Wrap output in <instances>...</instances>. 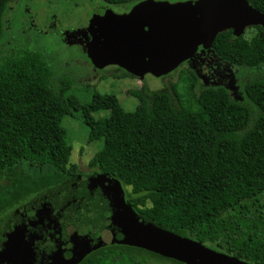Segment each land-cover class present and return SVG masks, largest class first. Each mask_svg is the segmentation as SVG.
Segmentation results:
<instances>
[{
    "label": "trees",
    "instance_id": "16d2710c",
    "mask_svg": "<svg viewBox=\"0 0 264 264\" xmlns=\"http://www.w3.org/2000/svg\"><path fill=\"white\" fill-rule=\"evenodd\" d=\"M10 2L0 0V178L9 180L0 186V226L38 193L78 173L69 166L72 147L61 121L82 109L76 96L64 94L72 84L67 76L54 84L53 64L41 50L11 36L2 41ZM247 2L264 12V0ZM255 27L250 39L221 31L211 46L228 67L254 71L240 88L255 108L253 119L222 85L202 88L191 101L174 88L175 100L165 90L148 96L133 90L139 101L133 111L114 105L106 116L80 113L88 139H102L88 174L117 179L125 201L156 226L264 264V31ZM21 164L45 168L34 176ZM151 256L183 264L123 244L94 249L75 264H149Z\"/></svg>",
    "mask_w": 264,
    "mask_h": 264
},
{
    "label": "water",
    "instance_id": "95a60500",
    "mask_svg": "<svg viewBox=\"0 0 264 264\" xmlns=\"http://www.w3.org/2000/svg\"><path fill=\"white\" fill-rule=\"evenodd\" d=\"M126 21L133 26L118 36L117 23ZM247 25L264 31V12L247 0H142L127 15L97 6L85 51L96 68L117 65L139 78L159 77L192 59L198 47L211 48L219 32L232 29L238 37ZM111 244L183 264H250L156 226L125 201L120 182L103 173L74 174L19 206L0 226V264H75Z\"/></svg>",
    "mask_w": 264,
    "mask_h": 264
},
{
    "label": "rangeland",
    "instance_id": "374dc122",
    "mask_svg": "<svg viewBox=\"0 0 264 264\" xmlns=\"http://www.w3.org/2000/svg\"><path fill=\"white\" fill-rule=\"evenodd\" d=\"M165 1L175 2L176 0ZM76 2L12 0L5 15L7 22L2 41H5L7 36H11L29 48L41 50L53 64L54 84L56 85L64 76L72 82L64 94L78 98L82 104L80 112L94 117L106 116L114 105H119L125 111H133L139 103L136 97L129 94L133 90L142 91L147 96L154 91L165 90L175 100L174 88L186 101H191V98L202 88L222 85L227 89L232 100L245 104L251 110V119L254 118L255 108L245 99L240 90L241 83L253 77L254 71L251 69L228 67L225 64L213 65L218 67L216 71L218 74L214 80L204 77L205 73L208 74L207 69H202L199 73L195 72L197 65L193 61L181 64L172 72L159 77L147 73L139 78L115 67H108L102 71L96 70L87 61L85 48L83 49L80 43L75 44L71 37L66 41L62 39V31L85 25L90 14L92 7L83 0H76ZM30 20L34 23L31 30L28 29ZM255 26H245L240 36L250 39L257 32ZM229 30L232 31V29ZM10 48L11 45L6 44L5 49L10 50ZM80 112L75 111L72 116H64L61 124L67 131L68 141L72 147L69 166L76 165L78 173L88 174L91 170L88 169L87 163L101 148L102 139L93 141L88 139V129L83 124ZM20 166L24 172L32 170L34 176L45 168L44 165L33 166V168L25 164ZM37 167L41 170L35 169ZM8 183V177L0 178V186ZM148 262L149 264H177L154 256H151Z\"/></svg>",
    "mask_w": 264,
    "mask_h": 264
},
{
    "label": "flooded vegetation",
    "instance_id": "af4514ba",
    "mask_svg": "<svg viewBox=\"0 0 264 264\" xmlns=\"http://www.w3.org/2000/svg\"><path fill=\"white\" fill-rule=\"evenodd\" d=\"M67 1L68 2L77 3L76 0H67ZM83 1H85V3H87L88 6L92 7L91 10H90V14H89V16H88V18L86 20L85 25H81L80 27H74V28H72L70 30H64V31L61 32V34L63 36L62 37L63 41H66L67 39H69L71 37L73 39V42L75 44L80 43V46H82L83 49H84L85 48V44L88 43L91 40V32H92V30H89V27L88 26L90 25V21H91V18H92V12H93V10L97 6H101V8L109 7L110 10L113 13L118 14V15H127L129 13V11L131 10V8L135 4H137L138 2H140L142 0L127 1V2H122V3H119V4L109 3V2L104 1V0H83ZM101 17L102 16H100L99 18H101ZM138 21L139 20H136L135 21L136 22L135 23L136 25H139L140 24V22H138ZM29 22L30 23H29L28 29L31 30L33 28V26H34V23L31 20ZM52 25H54V24L52 23ZM131 26H133V23L131 21L118 22L117 23V26L115 28L116 31H117V33L116 32H114V33H116L119 36V35L122 34L121 29L124 30L123 32H127L131 28ZM94 27H96V26H94ZM94 27H92L91 29H93ZM39 29L42 30L41 28H39ZM42 31H44V30H42ZM35 34H37V33H35ZM158 52H159V50H158ZM84 53H85L86 59L89 62V64L93 68H95L96 70L102 71V70H104V69H106L108 67H115V68L124 70L123 68H120L117 65H108V66H105L103 68H96L95 66L92 65V63L88 59L85 50H84ZM188 61L189 62L190 61H193V62L196 63L195 65H197V66L195 67V72H197V73H199L202 69L203 70L207 69L208 74L205 73V76L204 77L206 79H212V80H214L215 77L218 74L216 72L217 69H218V67L216 68L213 65H216V66H219L220 64L224 65V63L222 61H220L215 56L214 52L211 51V48H209V49H202L201 46L198 47L197 53L195 54V56L192 59L186 60V61H184L181 64H184V63H186ZM197 76H198V74H197ZM207 83L208 82H206V84ZM210 83H212V82H210ZM64 256H65V258H69L70 257V254L69 253H65Z\"/></svg>",
    "mask_w": 264,
    "mask_h": 264
}]
</instances>
